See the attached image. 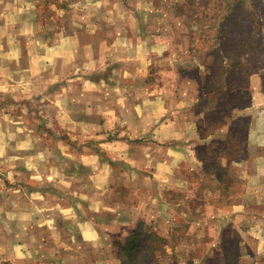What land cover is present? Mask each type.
Segmentation results:
<instances>
[{
    "label": "clouds",
    "instance_id": "1",
    "mask_svg": "<svg viewBox=\"0 0 264 264\" xmlns=\"http://www.w3.org/2000/svg\"><path fill=\"white\" fill-rule=\"evenodd\" d=\"M249 45L264 0H0V264H264Z\"/></svg>",
    "mask_w": 264,
    "mask_h": 264
},
{
    "label": "trees",
    "instance_id": "2",
    "mask_svg": "<svg viewBox=\"0 0 264 264\" xmlns=\"http://www.w3.org/2000/svg\"><path fill=\"white\" fill-rule=\"evenodd\" d=\"M235 33H236L235 25L229 24L224 27V29L220 33V36L218 37L217 42L219 44V48L223 50L226 54L232 51L233 49H236V53H235L236 55H239L241 52V49L239 48V41L236 39ZM249 47L252 53L250 60L253 63V65H255L257 60L260 59V54L264 53V48L257 49V48L251 47V45H249ZM219 60H220V56L217 51L216 61H219ZM211 67H212L211 75L210 77L206 78L207 79V90L213 93H217L219 94V96L221 94H224V98H226L228 96V93L221 92L219 84L225 72L228 73V76L226 77L227 82L231 84V81H232L231 70L225 69L219 62L214 63V65ZM193 72L189 73V75L196 77V79L199 80L197 71H196V74ZM212 81H214V83H212Z\"/></svg>",
    "mask_w": 264,
    "mask_h": 264
},
{
    "label": "rangeland",
    "instance_id": "3",
    "mask_svg": "<svg viewBox=\"0 0 264 264\" xmlns=\"http://www.w3.org/2000/svg\"><path fill=\"white\" fill-rule=\"evenodd\" d=\"M193 73L196 74V71H194ZM198 81V80H197ZM212 83H214V81H212ZM214 85V84H213ZM215 100H216V104H217V113L215 114L216 117H219V111L220 109H224V106L226 105L227 103V98H224V94H221L219 96V94L215 93ZM226 110V109H225ZM218 254H217V258L216 260H213V259H209L208 260V264H217V261H218Z\"/></svg>",
    "mask_w": 264,
    "mask_h": 264
}]
</instances>
